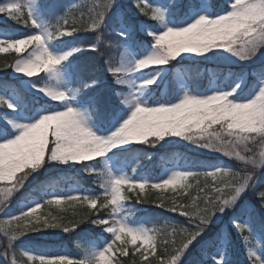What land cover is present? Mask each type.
I'll list each match as a JSON object with an SVG mask.
<instances>
[{
    "label": "snow or ice",
    "instance_id": "1",
    "mask_svg": "<svg viewBox=\"0 0 264 264\" xmlns=\"http://www.w3.org/2000/svg\"><path fill=\"white\" fill-rule=\"evenodd\" d=\"M61 7L57 0H0V15L31 28L20 36L0 33V53L17 54L3 67L18 81L0 80V233L8 242L7 264H186L194 254L209 264H231L230 236L212 234L216 218L229 215L248 264H264V247L255 240L264 239V216L247 199L251 194L264 212V66L253 70L251 81L247 73H229L227 84L210 72L201 89L192 86L199 70L182 64L250 63L264 53V0H228L222 10H213L209 0H131L127 8L95 0L79 15L75 5L58 14ZM109 25L117 42L104 41L113 50L105 58L100 43ZM88 32L95 42L86 48L75 43ZM85 51L100 53L103 77L97 61L78 59ZM173 138L242 167L178 156L162 160L164 171L155 180L144 174L142 160L151 157L140 146ZM77 168L97 191L78 183L63 190L64 177H44L50 169ZM26 188L12 212L11 201ZM153 191L161 195L150 199ZM133 197L136 203L158 200L183 219L160 226L136 222ZM64 205L84 211L73 219L41 212L53 206L65 212ZM88 225L99 236L84 234L88 243L78 244V258L13 247L29 233H74ZM210 247L215 254L209 256Z\"/></svg>",
    "mask_w": 264,
    "mask_h": 264
},
{
    "label": "trees",
    "instance_id": "2",
    "mask_svg": "<svg viewBox=\"0 0 264 264\" xmlns=\"http://www.w3.org/2000/svg\"><path fill=\"white\" fill-rule=\"evenodd\" d=\"M57 2L64 7L67 8L72 7L73 5L76 6L75 14L79 15L80 11H87L86 5L92 4L95 0H57ZM116 3L123 8H127L128 5L131 3V0H116ZM221 3L220 0L217 1L219 5ZM83 6V7H82ZM59 12H63L65 9L62 7L59 9ZM0 28L4 31L15 34L17 36L28 34L31 31L30 26L25 27L21 24H18L14 21L5 19L4 16L0 15ZM95 33H80L78 34V39L75 43L81 44L82 46H87L90 43L95 42ZM142 40H147V37H144L143 34L139 37ZM107 41L109 43H116L117 37L115 33L111 30V25L106 27L102 33V42L100 43V52L105 54V58L107 55L112 54L113 50L108 47V44L104 43ZM100 53L98 52H90L85 51L83 52L78 59L81 62L84 61H97L96 66L100 69V74L103 77V68L102 64L99 62L98 57ZM17 57L15 52H8V53H0V80H8L11 84H17L18 81L15 78H10L9 71L10 68L3 67L5 62L11 64ZM213 67H222L225 68L226 66L212 63ZM259 67V65H258ZM257 68V67H256ZM205 80H197L195 83L203 84ZM32 97H29L31 101ZM139 150L142 153H146L151 159H143V173L147 174L148 176L152 177L154 180L161 176L164 171L162 160H170L175 161L176 157L186 158L189 161H206L209 163H220L223 165H231L230 160H224L223 162H219L218 157L221 155L217 153H206L203 152L201 149L195 148L188 142L184 143H172V142H161L154 148H148L145 146H140ZM223 159V158H222ZM183 163V160L180 161ZM129 173L131 174V168H128ZM138 172L141 169L137 170ZM44 177H64L65 179L61 182L60 188L63 190H68V188L75 183H78L80 187L84 190H92L97 191L98 189L92 183V178L87 176L86 174L79 171V169H50L47 173L44 174ZM42 177V178H44ZM31 187V186H29ZM29 191L28 188L24 189L20 193H18L15 198L11 201L10 210L12 212L18 211L20 206V202L22 198L27 194ZM161 195L160 192L153 191L150 195V199H157ZM164 196L171 195V192L163 193ZM248 202L251 206L256 207L257 213L260 216H264V212H262L256 205L255 199L249 195L247 197ZM67 210L65 212H60L58 208L55 206L51 208L41 209V212H51L53 215L61 214L64 215L66 219H73L74 213L77 216L84 211V209L80 207L76 208H68L66 205L62 206ZM129 207L131 209V219L136 222H145L148 223L149 226L153 224L160 226L164 224H173L182 221V217H179L177 214L168 211L166 208H161L158 206V200L156 204L144 202V203H136L135 198L133 197L132 201H129ZM2 215V214H0ZM227 227H218L212 231V234H215L217 231H222L227 233L230 236L232 241L231 244V251L228 255V259L230 260L231 264H248L246 259V249L244 247L243 241L241 240L239 234L237 233L236 229L233 227L231 223V215L227 216ZM100 230L95 228L94 226L88 225L86 228L81 227L79 232H70L64 233L61 230H46L41 232L29 233L26 237L21 238L13 242V247L19 253L22 250H32L34 252L40 251H47L51 254L59 253L62 251L71 252L75 257H79L81 253L80 247L78 244H83L87 240L84 239V234L87 233L89 237L99 236ZM255 240L258 241L259 246L264 247V239H261L259 235L255 237ZM8 243L5 244L3 248V252L7 249ZM208 255H212L215 252V248L210 247L207 249ZM18 259L22 262L26 261L25 257H20L18 255ZM125 260H129L131 258H123ZM139 259L138 257L136 258ZM193 260H200L202 264H209L208 260L201 254H194L193 256H189L186 264H192ZM0 264H7L4 256H0Z\"/></svg>",
    "mask_w": 264,
    "mask_h": 264
},
{
    "label": "rangeland",
    "instance_id": "3",
    "mask_svg": "<svg viewBox=\"0 0 264 264\" xmlns=\"http://www.w3.org/2000/svg\"><path fill=\"white\" fill-rule=\"evenodd\" d=\"M71 1H74V0H71ZM217 1L218 0H209V3L211 4L213 10L226 9L228 0H220L221 3L219 5L216 4ZM66 6L67 5H65L64 7L62 6V8L63 9H66ZM58 11H60V10H58ZM0 33H8V32H6V31H4L3 29L0 28ZM8 34H10V33H8ZM86 47L87 46H85V48ZM211 63L224 64V66H226V67L225 68H222V67H213L211 65ZM182 64H183V67L185 69H187V70H193V71L199 70V72L201 73V75L199 76L198 79L192 81V86L193 87H196L198 85L201 89H203L208 84V81H209V73L210 72H215L218 75V77L220 78V80L223 83H225V84H227V83L230 82V79L231 78L229 76V73H247L248 74V79H249V81H251L253 79V76H252L253 70L254 69L255 70H259L261 66H264V53L259 54L250 63L239 62V61L233 59V60H229V61H224V60H212V61H202V60L192 61V60H185V61L182 62ZM258 65H259V67H258ZM176 67H180V66L177 65ZM40 75L43 76L42 73ZM8 76L10 78H14L11 68H10V71H9V75ZM202 79L205 80L203 82V84L195 83V81L202 80ZM167 80L169 82L172 80V72L171 71L169 72V76L167 77ZM41 82H43V81H41ZM166 86L170 88L171 87V84L170 83L168 85L162 84L160 87L154 88L155 94L157 96H159L161 94V91ZM169 142H172V143H175V142H177V143H184L186 141H183V140H180V139H177V138H173ZM253 147H254V150H257L258 151V149H255V146H253ZM202 151L203 152H206V153H210V152H207L205 150H202ZM218 159H219V162H223L226 159L229 160L228 158L223 157L222 155H221V157H218ZM230 161H232L231 162V165H225V166H229V167H232V168L237 169V170L242 167V165L240 164L239 161H236V160H230ZM220 226L221 227H224V226L227 227L228 226L227 216L217 217L216 220L214 221V225H213L212 231L215 230V228H218ZM6 243H8L7 242V239L3 236L2 233H0V256H3L2 255L3 254V248H4V246H5ZM87 243H88V241L84 242L83 244H87ZM59 253H67V254L73 255L71 252H67V251H62V252H59ZM214 254H215V252L212 255H214Z\"/></svg>",
    "mask_w": 264,
    "mask_h": 264
}]
</instances>
